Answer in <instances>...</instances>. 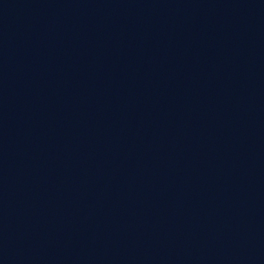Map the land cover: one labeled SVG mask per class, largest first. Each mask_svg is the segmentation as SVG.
I'll return each mask as SVG.
<instances>
[{
  "label": "water",
  "instance_id": "obj_1",
  "mask_svg": "<svg viewBox=\"0 0 264 264\" xmlns=\"http://www.w3.org/2000/svg\"><path fill=\"white\" fill-rule=\"evenodd\" d=\"M0 264H264V0H0Z\"/></svg>",
  "mask_w": 264,
  "mask_h": 264
}]
</instances>
